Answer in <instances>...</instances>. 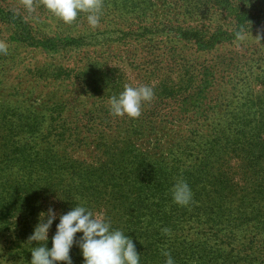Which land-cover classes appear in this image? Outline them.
<instances>
[{"label": "trees", "instance_id": "trees-1", "mask_svg": "<svg viewBox=\"0 0 264 264\" xmlns=\"http://www.w3.org/2000/svg\"><path fill=\"white\" fill-rule=\"evenodd\" d=\"M237 1L205 0L212 8L231 9L238 31L264 22V0ZM178 5L174 8L180 10ZM0 14L19 21L18 32L30 43L51 49L58 42L35 32L22 13L0 7ZM176 28L181 39L203 48L230 33L222 27L212 33L187 21ZM234 58L225 61L227 69L245 73L246 80L245 63ZM222 63L206 68L199 80L193 75L160 80L149 68L145 79L116 77L110 87L92 73V66L78 78L95 99L91 108L85 102L79 103L81 111L62 103L46 110L2 108L0 236L5 260L29 264L35 246L29 237L40 214L43 219L49 208L64 214L77 203L130 236L140 264H165V253L175 264H264V82L249 78L261 90L251 95L240 91L236 106L227 110L229 103L222 104L219 89L214 91L219 79L224 82ZM140 85L154 91L140 117L113 116L110 98L125 86ZM107 87L108 99H101ZM155 123L172 125L169 142L143 140ZM178 180L193 192L188 206L173 202ZM58 223L57 218L49 230V248ZM70 256L73 264H83L75 244Z\"/></svg>", "mask_w": 264, "mask_h": 264}, {"label": "rangeland", "instance_id": "rangeland-1", "mask_svg": "<svg viewBox=\"0 0 264 264\" xmlns=\"http://www.w3.org/2000/svg\"><path fill=\"white\" fill-rule=\"evenodd\" d=\"M200 1L203 6L196 3L195 7L193 0H103L101 25L93 30L84 13L68 25L44 8L41 0H34L36 12L31 15L23 0H0L1 8L29 19L35 32L58 40L51 49L30 43L20 36L19 21L0 14V41L8 46V54L0 56V111L18 106L46 110L57 103L68 110L81 111L84 106H79L80 102L91 108L95 99L78 78L82 70L92 66L91 72L110 87L116 77L145 79L149 68L155 69V77L160 80L178 81L179 77L190 75L199 80L205 69L217 61L224 62L221 74L225 78L223 83L219 79L214 91L218 88L221 103H229L227 110L232 109L240 91L251 95L261 90L255 83L250 85L249 78L264 82V22L238 31L231 9L212 8L205 0ZM177 4L180 10L174 8ZM186 21L209 27L212 33L222 27L230 32L229 38L221 36V42L203 48L200 42L181 39L177 34L176 26ZM233 56L245 63L242 67L249 75L246 80L245 73L239 75L227 69ZM238 81L241 86L236 88ZM108 87L101 90V99H108ZM155 125L143 140L169 142L174 135L172 125ZM3 240L0 236V264H12L5 260Z\"/></svg>", "mask_w": 264, "mask_h": 264}, {"label": "clouds", "instance_id": "clouds-1", "mask_svg": "<svg viewBox=\"0 0 264 264\" xmlns=\"http://www.w3.org/2000/svg\"><path fill=\"white\" fill-rule=\"evenodd\" d=\"M41 3L65 24H73L84 13L90 28L95 30L101 25L103 0H41ZM23 6L30 15L36 12L34 0H23ZM7 54V44L0 41V56ZM153 97L154 91L148 85L125 86L123 92L110 98L108 106L115 117L136 119L140 117L143 105ZM171 194L173 202L179 206H188L193 200V192L183 180L173 185ZM43 214V219L40 214L39 222L29 237V241L35 242L30 250L29 264H73L70 252L74 244L81 251L83 264H140L141 254L137 253L132 238L124 231L112 228L110 220L94 216L85 206L75 203L67 213L58 214L49 208ZM57 218L59 223L49 248V230ZM78 233L82 234L79 239ZM165 255V264H175L170 254Z\"/></svg>", "mask_w": 264, "mask_h": 264}]
</instances>
